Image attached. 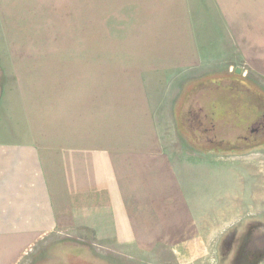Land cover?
<instances>
[{
  "label": "crops",
  "instance_id": "0c3cea01",
  "mask_svg": "<svg viewBox=\"0 0 264 264\" xmlns=\"http://www.w3.org/2000/svg\"><path fill=\"white\" fill-rule=\"evenodd\" d=\"M94 3L101 16L118 14L117 27L136 32V37L130 33L117 44L137 39L140 48L134 53H86L88 63L85 54L25 53L31 60L38 56L50 63L45 65V84L24 85L19 75V83L0 97L4 251L7 243L29 245L43 235L67 236L102 251L134 245L138 238L142 244L135 245L141 249L155 237L156 244L163 243L170 236L168 222L192 219L190 205L197 203L192 168H214L200 159L209 156L207 152L182 151L177 142L173 148L166 143L167 118L176 121L174 109L181 107L186 114L177 115L179 122L184 119L197 134L203 125L207 141H216L218 128L229 124H223L224 114L216 110L229 86L228 74L264 90V0ZM82 9L75 10L78 16L86 12ZM139 29L147 31L138 38ZM100 60H108L105 75L116 60L124 65L116 69L119 79L107 84L106 78L104 89L91 101L95 84H85L84 76L74 83L72 73H85L92 65L101 69ZM41 66L36 67L38 74ZM154 76L179 80L169 104L163 97L150 100L145 81ZM211 76L219 78L209 80ZM178 205L183 206L177 210Z\"/></svg>",
  "mask_w": 264,
  "mask_h": 264
},
{
  "label": "rangeland",
  "instance_id": "374dc122",
  "mask_svg": "<svg viewBox=\"0 0 264 264\" xmlns=\"http://www.w3.org/2000/svg\"><path fill=\"white\" fill-rule=\"evenodd\" d=\"M77 7H82L86 12H81L78 16L75 12ZM95 8L100 7L95 6L94 0L91 2L88 0L79 2L77 0H0V97L4 89L10 90L13 85L19 83L17 82L19 75L23 77L21 83L24 85L45 84L47 78L45 65L50 62L42 61V57H38L43 54L50 52L85 54L88 63L90 56L86 53H93L95 56L110 51L120 54L139 50L137 39L134 43H130V39L128 41L124 39L122 43L117 44V41L126 35L129 38L130 33L134 32L136 37L134 29L117 27L120 25L118 14L104 13L101 16V12H96ZM145 31L147 30H137L138 38ZM25 53H34L38 56H34L31 60ZM95 58L99 56L93 57ZM107 62L108 60H100L101 69L92 65L84 68L87 71L85 73L81 70L71 72L74 74V83H77L79 77L84 76L85 84L88 86L95 84L88 98L91 101L97 90L100 92L104 89L106 78L109 80L107 84L112 83L111 79L114 80L115 77L119 79L117 73L120 71L117 72L116 69L124 65L123 61L116 60L110 73L105 75ZM40 65L43 72L38 74L36 67ZM212 78L219 77L211 76L209 79ZM178 81L172 76L165 79L155 76L147 79L145 83L150 87L148 89L150 100L157 102L163 97L164 104H169L178 89ZM243 85H240V88L236 87L239 91L237 96L251 100L248 98V88ZM226 89L228 88L222 91L225 95L228 93ZM261 90L264 92L262 88ZM245 94L247 96H244ZM164 104L162 107L165 108ZM257 111L260 116L263 114V108L258 101ZM174 113L176 121L172 122L169 116L164 127L166 143L172 148L177 142L181 145L182 151H189L191 148L199 153H205L204 150L207 149H212L211 152L214 153L223 151V154L215 155L208 152L209 156L199 157L201 160L204 159L208 167L212 165L214 168H207V165L206 168H192L193 172L190 176L195 183L192 192L197 203L190 205L191 216H188L192 217L191 220L168 222L170 236H166L164 242H160L159 245L156 244L158 237L152 238L151 244L142 249L135 245L141 242V238H138L139 242L134 245L120 244L108 247L109 251H102V247L82 243L79 240L66 239L67 236L53 238L43 235L33 244H24V246L7 243L5 251L0 249V264L240 263L242 250L236 248L238 231L242 230L244 224L253 220L261 222L264 226V137L257 138L253 143L238 141V138L243 136L252 137L249 134L248 124L243 118L241 125L227 124L225 121L223 124L228 126L218 128L216 141L208 145L206 137L193 135L183 119L179 122L176 107ZM174 135L176 141L173 140ZM207 135L209 134L205 136ZM184 159L186 158L182 155V161ZM200 165L201 162L198 166ZM202 183H206V186L203 187ZM180 206L183 205H178L177 210ZM177 214L179 215L178 212ZM185 216L182 214V217ZM174 232L176 235L172 236ZM227 237H230L231 241L233 239L235 246L232 242V245H227L230 244V240L225 242Z\"/></svg>",
  "mask_w": 264,
  "mask_h": 264
},
{
  "label": "flooded vegetation",
  "instance_id": "af4514ba",
  "mask_svg": "<svg viewBox=\"0 0 264 264\" xmlns=\"http://www.w3.org/2000/svg\"><path fill=\"white\" fill-rule=\"evenodd\" d=\"M235 94H236V92H235ZM248 94H249L248 98H250L252 100V101L250 100V102H253V104L255 105V106L252 105L253 108L257 107V101L255 100V94H253L251 91H249V89H248ZM244 96H247V95L245 94ZM241 118H242V121H243V118L245 120H246V118L247 119L252 118L256 122L254 124H252L253 123L252 122L253 120H252L251 121L252 122L251 123V127H249V129H250L249 130V134L252 137L243 136V137L238 138L239 139L238 141L242 140V141H244L246 143H248V142H252L253 143L254 141H257V138L261 139L262 137H264V132L262 131V129L264 127V120H263L264 119V107H263V114L258 119H257V109H256V111H254V109H253L252 115L250 113L248 117L243 115ZM253 126L255 128H253ZM192 133H193V135L195 134L196 136L202 135V136L206 137L204 129H202L199 132V134H197L198 133V129H196L195 133L194 132H192ZM208 142L209 141H207L206 143H208ZM210 142H212V141H210ZM232 150H234V149L232 148ZM260 224H262V223L261 222H257V220L249 221L246 224H244V226L241 228L242 229L241 231H238V233H237L238 234V240L236 241V248H237V250H239V249L242 250V256L240 257L241 261L238 264H264V255H262L263 259L257 258V251L255 252L252 248L249 247L250 242L252 240V236L254 234H256V233H260L258 231H261L260 229L262 227H261ZM229 240H230V244H227V245H232L233 244V246H235V243H233L234 242L233 239L231 241L230 237H227L225 242L227 243ZM231 242H232V244H231ZM258 251L260 252V251H263V250H259L258 249Z\"/></svg>",
  "mask_w": 264,
  "mask_h": 264
},
{
  "label": "trees",
  "instance_id": "16d2710c",
  "mask_svg": "<svg viewBox=\"0 0 264 264\" xmlns=\"http://www.w3.org/2000/svg\"><path fill=\"white\" fill-rule=\"evenodd\" d=\"M227 78H229V86H227V88H228L227 92L228 93L226 95L224 93L223 96L220 99L217 100V104H218L219 108H217L216 110L218 112L219 111L223 112V114H224L223 115L224 116L223 122L226 121L225 123L228 122L229 124L231 123L233 125H241L240 124V122L242 121L241 117L243 115L248 117L250 113L252 115L253 109H254V111H256L257 107L253 108L252 105H254V104L252 102H250V100H245V98H241L242 96H237V92L239 93V91H236L237 90L236 87L240 88L239 86L244 84L243 86L245 88H247L248 85H249V86L255 88V90H257V93L263 99H264V92L261 90V88H259L255 84H252L249 81H245L241 77H238V79H236V78H234L233 74H228ZM214 79L215 78H212V79H209V80H214ZM241 89H242V87H241ZM235 92H236V94H235ZM184 114H186V112L182 111L181 107L177 109V115L178 116L184 115ZM258 118H260V114L257 111V119ZM252 120H253L252 118H250V119L246 118L245 121L248 124V128L251 127V123L252 122H253L252 124H254L256 122L255 120H253V121ZM201 126H202V129L205 130L204 126L203 125H201ZM211 127H214V125H211L210 128ZM262 131L264 132V127H263ZM206 144L211 145L212 142L209 141ZM221 149L223 150L224 148H221ZM204 151L208 153V152H211L212 149H207V150H204Z\"/></svg>",
  "mask_w": 264,
  "mask_h": 264
},
{
  "label": "water",
  "instance_id": "95a60500",
  "mask_svg": "<svg viewBox=\"0 0 264 264\" xmlns=\"http://www.w3.org/2000/svg\"><path fill=\"white\" fill-rule=\"evenodd\" d=\"M234 73L236 74V76H238L239 71L236 70ZM247 88L249 89V91H251L253 94H255V100L258 101L260 106L263 107L264 106V99L257 93V90H255V88H253L249 85ZM260 225L262 227L260 229L261 231H258L260 233H256L252 236V240L250 242L249 247L252 248L255 252L257 251V258L263 259L262 255H264V226L262 224H260ZM258 249L263 250V251L259 252Z\"/></svg>",
  "mask_w": 264,
  "mask_h": 264
}]
</instances>
